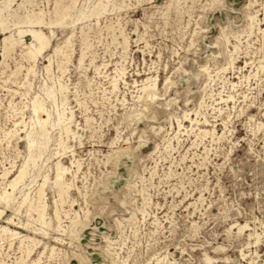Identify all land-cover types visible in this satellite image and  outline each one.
I'll return each mask as SVG.
<instances>
[{"label":"rangeland","instance_id":"1","mask_svg":"<svg viewBox=\"0 0 264 264\" xmlns=\"http://www.w3.org/2000/svg\"><path fill=\"white\" fill-rule=\"evenodd\" d=\"M27 1L12 0L9 30L0 28V193L28 159L32 129L50 142L38 163L53 155L42 174L52 179L61 159L71 190L58 201L59 224L57 194L45 188L50 236L36 235L41 244L29 258L18 240L0 239V264H31L45 245L39 264H264V0H108L101 17L91 13L96 0ZM67 6L68 26L53 36L43 28L52 48L35 74L22 46L3 59L18 17L34 10L49 22ZM73 31L71 56L56 55ZM148 79L157 89L144 94ZM35 99L44 111L34 113ZM59 116L72 117L74 135L51 125ZM33 173L16 200L0 205V225L28 220V205H19L42 183ZM75 212L81 223L63 232ZM29 222L18 231L33 236L40 226Z\"/></svg>","mask_w":264,"mask_h":264},{"label":"bare ground","instance_id":"2","mask_svg":"<svg viewBox=\"0 0 264 264\" xmlns=\"http://www.w3.org/2000/svg\"><path fill=\"white\" fill-rule=\"evenodd\" d=\"M23 1V0H22ZM34 1V0H33ZM85 1V0H84ZM104 1L108 0H96V3H91L92 5L90 6L91 8V13L92 15H97V17H101V15L105 12L106 5L104 4ZM112 1V0H111ZM140 1V0H139ZM78 2V1H77ZM115 2V1H114ZM65 3V1H64ZM67 3V2H66ZM65 3V4H66ZM90 3V2H89ZM179 3V2H178ZM193 3V1H192ZM27 4H32L31 1H27ZM61 4V3H60ZM71 4L74 6L75 2H71ZM70 4V5H71ZM176 4V3H175ZM11 5H12V0H4L3 1V8H0V28L2 29L3 32L9 30L7 27V23L5 20V13L8 16H11ZM24 5V4H23ZM63 5V4H62ZM177 5V4H176ZM57 6V5H56ZM65 6V5H64ZM179 6V5H178ZM186 6V5H185ZM20 7V6H19ZM55 7V6H54ZM89 7V6H88ZM169 7V6H168ZM182 7V6H181ZM191 7V6H190ZM61 8V7H60ZM72 6H67L64 7L61 11H54V19H50L49 22L45 21L44 15L42 12H34L33 11H28L27 14L23 15L22 17H18L17 21L14 22L13 27L15 30V33L13 34L12 30L9 31V35L5 36L3 41V59L5 60L9 53L13 50L16 46H22L26 50V55L28 57V60L32 61L34 64L28 69V72H32L35 74V64L37 59L44 54L45 51L49 50L52 48L51 44V39L48 37V35L45 34L43 31V28H49L51 30L52 36L54 35L53 30L55 28L63 27V26H68L69 23H67L66 19L70 18V11H71ZM79 8V7H78ZM114 8V7H113ZM116 8V7H115ZM22 9V8H21ZM88 9V8H87ZM86 9V10H87ZM89 9V11H90ZM118 9V8H117ZM15 10V9H14ZM20 10V9H19ZM40 10V9H39ZM82 10V9H81ZM114 10V9H113ZM177 10V9H176ZM73 11V10H72ZM17 12V11H16ZM79 12V11H78ZM26 13V12H25ZM81 13V12H80ZM84 13V12H83ZM82 19L88 18L89 15L83 14ZM88 13V12H87ZM95 13V14H93ZM54 14V13H53ZM181 14V13H180ZM19 15V14H18ZM47 15V14H46ZM177 15V14H176ZM14 16V15H13ZM20 16V15H19ZM76 16V15H75ZM46 17V16H45ZM96 17V18H97ZM12 18V17H11ZM16 18V17H15ZM73 18V17H72ZM180 18V17H179ZM77 20L72 21L70 23V26L72 28L75 27L76 22L78 21V17H76ZM254 17L253 15H248V20L251 21V24H249V27H252L254 23ZM8 20V19H7ZM12 20V19H11ZM14 20V19H13ZM69 20V19H68ZM82 20V21H83ZM90 20V19H89ZM93 20V19H92ZM87 21V20H86ZM96 24V23H95ZM165 24V23H164ZM256 24V23H255ZM94 25V24H93ZM86 25H84L85 27ZM88 26V25H87ZM91 27V26H90ZM117 27V26H116ZM12 28V27H11ZM121 28V27H120ZM248 28V27H247ZM253 28V27H252ZM115 29V28H114ZM124 30V29H123ZM260 30V29H259ZM262 31V30H261ZM84 32V31H83ZM250 32V31H249ZM252 32V31H251ZM259 32V31H258ZM17 34V37L16 35ZM249 35V34H248ZM252 35V34H251ZM28 36L30 38L29 42H26L24 40V37ZM118 36V35H117ZM250 36V35H249ZM248 36V37H249ZM74 37V31L71 33L70 37H68L62 46H59L57 48H54L53 51L55 54H62L65 58H68L71 56L73 52V45H72V38ZM264 37V35H263ZM52 38V37H51ZM82 39V37H81ZM85 40V39H84ZM120 43V42H119ZM125 43L127 44V41L125 40ZM57 46V45H56ZM82 46V45H81ZM88 46V45H87ZM234 48V47H233ZM236 48V47H235ZM65 49L70 51V55L66 54ZM84 50V49H82ZM23 53V52H22ZM11 55V54H10ZM232 55V54H231ZM26 57V56H25ZM79 63L82 64L83 60L85 58V53L82 52L80 56ZM229 57V56H228ZM51 58V57H50ZM49 58V59H50ZM230 59V58H229ZM233 59V58H232ZM63 60V59H62ZM64 62V61H63ZM50 67H51V62L49 61V65L45 67V70L47 73H50ZM261 67V66H260ZM122 68V67H121ZM263 68V67H262ZM63 69V68H62ZM123 71V70H122ZM14 74V73H13ZM116 75V74H115ZM14 76V75H13ZM121 76V75H120ZM117 79V78H116ZM32 80V79H31ZM119 81V80H118ZM9 82V81H8ZM31 82V81H30ZM56 82V81H54ZM117 82V81H116ZM110 84V83H109ZM19 85V84H18ZM111 85V84H110ZM64 86V85H63ZM113 86V85H112ZM235 87V86H234ZM23 89V88H22ZM157 86H156V79L153 80H147L146 83L142 87V91L144 94L145 93H150V92H156ZM25 90V89H24ZM23 90V91H24ZM113 90V89H112ZM14 92V91H13ZM26 93V92H25ZM54 93V88L53 87H48L46 88L45 94L50 98L53 96ZM61 93V92H60ZM113 93V91H112ZM44 94V93H43ZM14 95V94H12ZM38 95V94H36ZM112 95V94H111ZM27 96V95H26ZM35 98V97H34ZM39 98V97H38ZM221 98V97H220ZM232 98V97H231ZM119 100V99H118ZM138 100V99H137ZM47 101V100H46ZM52 101V100H51ZM43 102V101H42ZM31 103V102H30ZM46 103V102H44ZM227 103V102H225ZM12 104V103H11ZM82 104V103H81ZM202 104V103H201ZM218 104V103H217ZM31 105L33 106V111L34 113H38L40 110H43L41 105L39 104L38 100L35 99L32 101ZM43 105V104H42ZM52 105V104H51ZM200 106V105H199ZM27 108V107H26ZM46 108V107H44ZM32 109V108H31ZM199 109V108H198ZM47 110V109H45ZM44 111V110H43ZM47 112V111H46ZM59 112V111H58ZM200 112V111H199ZM50 113V112H49ZM49 113H45L47 116V119L49 118ZM60 113V112H59ZM187 113V112H186ZM198 113V112H197ZM51 114V113H50ZM55 115V114H54ZM60 115V114H59ZM195 115V114H194ZM39 116V115H38ZM42 116V115H41ZM201 116V115H200ZM199 116V117H200ZM54 117V116H53ZM67 117V116H66ZM184 117V115H183ZM202 117V116H201ZM188 118V117H186ZM197 118V117H196ZM51 119V118H50ZM49 119V120H50ZM71 118H65L62 116H59L58 121L54 122L53 126L55 124L61 125L64 127V134L66 137H68L69 134H73L72 128L70 129V123H71ZM86 120V119H85ZM200 120V119H199ZM46 122V120H44ZM179 122V121H178ZM200 122V121H199ZM37 123V122H36ZM40 123V122H39ZM48 123V122H47ZM88 123V122H87ZM196 123V122H195ZM35 124V123H34ZM194 125V124H193ZM36 126V125H35ZM39 126V125H38ZM52 126V127H53ZM43 127V126H42ZM41 127V128H42ZM50 127V126H49ZM181 127V126H180ZM179 127V128H180ZM34 128V127H33ZM54 128V127H53ZM60 129V128H59ZM208 130V129H207ZM39 131V130H38ZM41 133H38L36 130L32 129L29 131L25 137L27 139L26 142V149L28 153V159L21 165L22 167L18 171L16 175H14L13 178L10 179L8 185L3 187L2 192L0 193V205H5L6 207L9 206V204L15 199L14 194L15 191L18 190L19 186L22 185L23 188L25 187L23 182H25V178L29 174V170L34 171L32 177V182H36V179L40 176L42 177V183L39 184V188H37V191L34 195V197H30L28 193L24 194L22 201L19 206H23L25 204L28 205L29 212H28V220L25 222H22V220L18 221V223H15L12 218H7L5 224L7 223L8 225H18L17 229H11L9 226L6 225H0V239L1 242L4 241L5 239H8L10 242H13L14 240H18L20 243L21 249H23L25 255L27 258L31 257L34 249H37L36 247L41 244V241L37 239L36 235L41 234L42 238H47L50 236V233L48 232L49 228L51 227L52 221L51 218L47 216V211H48V204L46 202V194H45V188L50 185L52 189L55 190V193L57 194V198L55 199V209H54V217L57 220V222L60 224L61 222V210L59 208L58 201L60 202V206L65 201V197L69 196V191L71 190V184L69 183V180L67 179V175L70 173L68 168L63 164L61 159H58L56 163L54 164V169H53V178L51 179L50 173L45 172L42 174V171L47 164L49 160H51L52 156L48 157L44 162L41 164L38 163V160L41 158H44L45 151L47 150V146L49 140L47 133L44 132L45 130L41 129ZM47 131V130H46ZM62 131V132H63ZM9 132V131H8ZM211 132V131H210ZM7 133V132H6ZM25 133V132H24ZM61 134V133H59ZM62 135V134H61ZM5 137V136H4ZM13 136H11L12 138ZM59 138V137H58ZM21 139V138H20ZM51 141V140H50ZM66 141V140H65ZM65 141H63V138L60 136L58 146L64 147L65 150ZM67 145V144H66ZM69 147V146H68ZM69 150V149H68ZM252 150V149H251ZM56 152V151H55ZM60 152V151H59ZM55 156V155H54ZM62 159L64 158L63 155H61ZM13 168V167H12ZM6 170V169H5ZM4 170V171H5ZM75 174V173H74ZM9 172H6L4 174V177L8 176ZM30 175V174H29ZM9 177V176H8ZM2 179V178H1ZM6 179V178H5ZM2 182V181H1ZM3 183H0V185ZM31 184V183H30ZM29 185V184H28ZM33 185V184H32ZM30 186V185H29ZM29 188V187H28ZM21 190V189H20ZM23 190V189H22ZM21 190V191H22ZM27 190V189H26ZM20 191V192H21ZM30 191V190H28ZM32 192V190H31ZM30 192V193H31ZM17 193V192H16ZM22 195V192H21ZM19 196V195H18ZM21 197V196H20ZM69 198V197H68ZM16 200V199H15ZM69 205V204H68ZM18 206V204H17ZM70 206V205H69ZM12 207V206H11ZM14 207V206H13ZM20 207V208H21ZM19 210V209H18ZM71 211V210H70ZM5 209L0 208V218L4 214ZM65 212V213H64ZM62 214L64 213L65 216L69 215V211L66 212L64 210ZM27 213V212H26ZM72 213V212H71ZM74 215V214H71ZM72 218V217H71ZM70 219V218H69ZM68 219V220H69ZM33 221L34 223H39L38 225L40 227H35L32 229L33 236H28L27 234H24V231L29 230L30 228V222ZM62 223V222H61ZM70 225H68L66 228L62 229L63 232L69 231L70 229L74 228L75 226L79 225L81 223L80 217L78 214L75 212V216L71 219ZM57 225V224H56ZM60 227V225H59ZM56 228V226H55ZM61 228V227H60ZM245 228V227H244ZM18 229H21L23 232L18 231ZM52 229V228H51ZM241 229V228H240ZM121 231V230H120ZM28 232V231H27ZM59 232V231H58ZM31 233V232H30ZM72 233V232H71ZM59 234V233H58ZM67 235V234H65ZM72 235V234H71ZM72 238V237H71ZM58 239V238H56ZM53 240V239H52ZM110 243V242H108ZM257 244V243H256ZM109 245V244H108ZM1 246V245H0ZM12 246V245H10ZM3 247V246H2ZM19 248V246H17ZM48 248L47 245L43 247V251L40 253V257L37 260L31 261V264H39L41 261L42 255H44V252ZM55 248H51V254L54 252ZM20 252V251H19ZM57 252V251H56ZM1 253V252H0ZM55 253V252H54ZM2 254V253H1ZM21 254V253H20ZM23 255V254H22ZM49 255V254H48ZM24 256V255H23ZM55 257V256H52ZM209 257V256H208ZM57 258V257H56ZM51 259V258H50ZM24 262V261H22ZM3 264V263H2ZM213 264V263H212Z\"/></svg>","mask_w":264,"mask_h":264}]
</instances>
